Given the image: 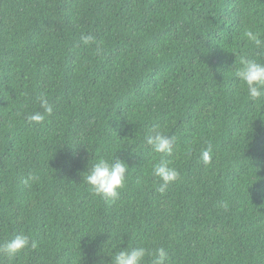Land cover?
I'll return each instance as SVG.
<instances>
[{
    "label": "trees",
    "instance_id": "trees-1",
    "mask_svg": "<svg viewBox=\"0 0 264 264\" xmlns=\"http://www.w3.org/2000/svg\"><path fill=\"white\" fill-rule=\"evenodd\" d=\"M247 30L264 41V0H0V244L36 242L0 264H111L138 246L264 264V97L235 75L264 45ZM42 96L53 112L30 122ZM115 157L126 181L104 199L83 176ZM161 160L179 173L163 193Z\"/></svg>",
    "mask_w": 264,
    "mask_h": 264
},
{
    "label": "clouds",
    "instance_id": "clouds-1",
    "mask_svg": "<svg viewBox=\"0 0 264 264\" xmlns=\"http://www.w3.org/2000/svg\"><path fill=\"white\" fill-rule=\"evenodd\" d=\"M244 36L254 43L257 47L264 45L259 37V33L247 30ZM93 38L87 36L83 38V43L88 44ZM241 67L238 68L235 75L239 81L246 85L247 96L250 100L255 101L264 97V63L256 59H242ZM41 107L44 113L37 112L28 117L30 122L40 123L45 119V114L51 115L52 106L45 97L40 98ZM146 144L151 147L155 153L171 155L172 139L158 129H153L151 134L146 137ZM202 161L207 164L211 161L210 149L203 150L201 154ZM126 163L115 157L113 160L99 159L91 168H88L86 175L83 176V182L91 187L95 194L102 196L104 199H115L119 195V190L124 186L126 181V172L128 167ZM152 174L160 178L158 191L163 193L168 185L175 181L179 173L169 166V162L161 160L153 166ZM35 179L29 174L25 183ZM36 247L35 241H30L27 235L18 234L13 239L4 244H0V255L9 258L16 256L19 252L27 247ZM167 251L164 247L150 250L144 246L135 248H121L116 251L111 258V264H145L146 257L150 258V264H164L167 258Z\"/></svg>",
    "mask_w": 264,
    "mask_h": 264
}]
</instances>
